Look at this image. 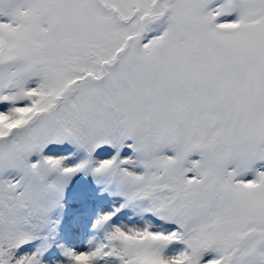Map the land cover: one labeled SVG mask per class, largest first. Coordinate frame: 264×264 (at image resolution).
<instances>
[{"label":"snow or ice","instance_id":"snow-or-ice-1","mask_svg":"<svg viewBox=\"0 0 264 264\" xmlns=\"http://www.w3.org/2000/svg\"><path fill=\"white\" fill-rule=\"evenodd\" d=\"M0 264H264V0H0Z\"/></svg>","mask_w":264,"mask_h":264}]
</instances>
